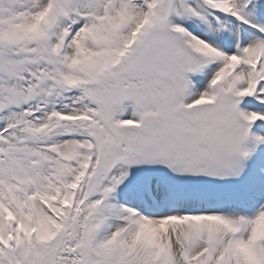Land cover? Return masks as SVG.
Returning <instances> with one entry per match:
<instances>
[{"label": "snow or ice", "instance_id": "1", "mask_svg": "<svg viewBox=\"0 0 264 264\" xmlns=\"http://www.w3.org/2000/svg\"><path fill=\"white\" fill-rule=\"evenodd\" d=\"M0 264H264V0H0Z\"/></svg>", "mask_w": 264, "mask_h": 264}]
</instances>
